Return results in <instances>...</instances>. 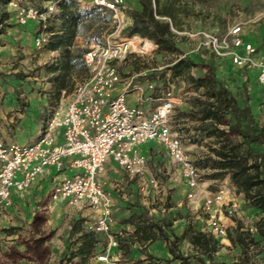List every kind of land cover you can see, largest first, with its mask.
<instances>
[{
  "label": "rangeland",
  "instance_id": "obj_1",
  "mask_svg": "<svg viewBox=\"0 0 264 264\" xmlns=\"http://www.w3.org/2000/svg\"><path fill=\"white\" fill-rule=\"evenodd\" d=\"M19 1L30 3L39 0ZM129 6L133 4L128 3L127 7ZM175 7L179 28L174 29L177 32H172L175 35V47L179 52L156 51L152 56L143 58L130 56L124 69L137 71L160 67L152 75L158 78L155 80L154 77L155 82H160L163 86L168 82L173 87L174 96L181 100L162 132L173 135L178 133L208 190L214 191L217 186L228 188L229 206H233L235 212L225 220L227 233L234 235L233 229L237 223H240L241 231H248L249 235L244 239L243 245L238 242H219L211 262L264 264V238L249 231L251 226L255 227L259 222L261 213L248 206L243 194L236 191L228 175L212 177L216 171L210 167L208 159L215 158L212 149L218 147L219 139L199 129L201 122L196 114L195 100L204 99L203 90L196 89L187 78H173L168 70L173 62L183 56L197 57L204 63L212 61L217 78L235 96L239 104L245 99L248 101L257 126L264 131V102L255 72L234 66L225 58L215 57L207 47H198L199 43L203 42L201 38L188 35L205 31L219 36L225 34L233 25L239 24L244 41L252 44L258 54H262L264 0H179ZM0 9L8 16L6 26L1 28L3 32L0 34V139L4 142L31 144L42 135L50 112L58 103V99L53 95L54 84L50 82L51 75L49 76L48 72V67L53 62L45 49L34 48V36L16 23L15 10L1 4ZM88 9H91V13L84 25L89 23L91 18H95L94 21L91 20L96 24L89 32L88 38L96 36L101 40L103 32L107 29L101 22L107 15H102L99 10L90 6ZM77 39L84 41L85 35H80ZM73 51H77V48H73ZM190 74L193 77H202L207 74V69L194 67ZM81 80L73 74L71 81L75 84ZM219 128L226 129L221 126ZM191 130L196 135L193 139L188 134ZM230 139L241 141V138L235 135H231ZM156 144L158 152L152 154L146 164L150 169L160 170L158 176L161 185L156 188L146 187V190H143L144 187L139 188L142 190L140 193H137L135 186H127V201L120 204L116 211V221L124 230L129 226L132 229L131 226L145 227L150 222L156 223L170 238V247L175 253L186 258L190 264H201L200 260L209 263L206 256L196 250L188 239L181 238L188 226L194 231L209 233L204 222L206 215L199 206L189 203L186 198L174 197V188L167 184V176L162 175V167L169 165L166 149L161 143ZM255 147L264 150L261 145ZM53 183L50 176L45 175L38 180L37 185L21 193V202L11 212L3 217L0 212V231L8 235H0L3 247L0 250V264H102L98 262L97 256L103 255L107 237L101 233L95 235L97 244L93 255L89 257L90 261L85 263L82 258L73 257L79 243L77 239L80 227L83 226L86 233H90L86 227L92 220V214L87 212V208L79 210L74 206L62 204L52 213L43 208ZM144 212L147 217H151V221L146 218ZM151 233L153 237L159 238L165 255H151L152 261L158 264H180L179 260H171V255L166 253L168 244L162 241L157 228ZM142 246L143 244L137 242L136 252L128 261L129 264H138L135 260L139 256L146 259L147 246ZM129 253L133 255L132 250H129Z\"/></svg>",
  "mask_w": 264,
  "mask_h": 264
},
{
  "label": "built area",
  "instance_id": "obj_2",
  "mask_svg": "<svg viewBox=\"0 0 264 264\" xmlns=\"http://www.w3.org/2000/svg\"><path fill=\"white\" fill-rule=\"evenodd\" d=\"M61 1L26 3L11 0L8 3L15 10L19 26L33 23L37 27L33 39L37 50L43 49L48 40L46 29L60 12ZM73 1L79 7H93L102 15H109L111 20L103 23L107 29L101 40L74 43L76 48L85 50L82 60L88 76L76 82L70 91L61 90L60 100L52 108L40 138L31 144L0 139V208L10 206L12 193L27 190L48 168L58 173L68 169L73 174L54 182L43 208L50 212L57 202L92 208L95 216L87 225V231L105 234L108 248H115L118 241L111 232L114 224L112 198L99 181L98 174L110 160L129 177L142 174L146 158L137 150L149 142H159L165 147L170 161L180 169L187 187L186 200L205 213L204 222L208 231L226 240L225 220L235 212L234 207L229 206L228 188L217 186L214 191L208 190L180 137L162 132L180 103L171 86L166 85L158 103L149 113L143 107L144 99L139 98L135 105L126 100L135 77L123 81L117 63L126 61L130 56L150 57L158 46L139 34L128 35L125 32L128 26L125 0ZM170 28L177 32L171 25ZM188 35L201 38L203 42L198 47H207L215 57L225 58L239 68L253 70L264 102V52L258 54L252 44L244 41L239 24L219 36L205 31ZM50 54L53 56L54 52L50 51ZM52 58L51 61H55L54 56ZM123 82L122 90L115 94L117 86ZM148 88L153 87L149 85ZM189 134L194 135V131ZM56 137L62 138L61 143H56ZM151 184L157 186L156 181L152 180ZM249 231L256 232V228L251 226ZM97 260L104 264H120L108 253L97 256Z\"/></svg>",
  "mask_w": 264,
  "mask_h": 264
},
{
  "label": "trees",
  "instance_id": "obj_3",
  "mask_svg": "<svg viewBox=\"0 0 264 264\" xmlns=\"http://www.w3.org/2000/svg\"><path fill=\"white\" fill-rule=\"evenodd\" d=\"M10 1L0 0V4L8 5ZM125 1L133 4L127 12L131 18V24L125 29L128 35L139 34L152 40L158 46L157 51L179 52L174 43L175 35L170 28V25L174 29L179 28L175 7L179 0ZM59 7L60 12L54 17L59 24L57 28L48 25L46 30L49 37L43 46L46 50L59 51L58 57L48 67V72L52 74L50 82L54 84L53 95L56 100H59L61 90L70 91L73 88L74 83L71 81L73 74L82 80L88 76V70L82 60L85 50L77 48V51H73L70 47L73 46L75 36L91 27L94 24L92 20H95L91 18L92 20L84 25L91 9L80 8L73 0H62ZM7 18V13L0 9V34L3 32L1 28L6 26ZM103 20L109 22L111 17L107 15ZM91 40L99 41L96 36H92L88 41ZM194 67L206 68L207 74L193 77L190 70ZM168 70L173 78H187L196 89L203 90L204 99L195 100L196 114L201 122L199 129L219 139L218 147L212 149L215 158L208 159L210 167L216 171L212 177L228 175L236 191L243 194L248 206L261 213L262 217L255 228L256 233L264 238V150L255 147L256 145L264 147V131L257 126L247 104L248 101L245 99L242 104L238 103L235 96L217 78L212 61L204 63L197 57L183 56L173 62ZM220 126L226 129H220ZM231 135L240 137L241 141H232ZM144 215L148 220H152L145 212ZM154 228H157L161 238L168 244L171 260H179L180 264H190L186 258L175 253L170 247L172 242L156 223L150 222L145 227L138 226L135 233H140L143 240H153L150 231ZM241 228L240 223H237L233 229L234 235L227 233L230 242L243 245L244 239L249 234L248 231H241ZM182 237L187 238L189 243L210 261L206 263L200 260L201 264H218L211 262L212 254L219 245V241L214 236L188 227ZM77 240L80 244L73 256L90 254L94 244L97 243L96 236L92 232L82 233ZM152 260V257L147 255L146 259L139 261L138 264H158Z\"/></svg>",
  "mask_w": 264,
  "mask_h": 264
},
{
  "label": "crops",
  "instance_id": "obj_4",
  "mask_svg": "<svg viewBox=\"0 0 264 264\" xmlns=\"http://www.w3.org/2000/svg\"><path fill=\"white\" fill-rule=\"evenodd\" d=\"M126 4L128 6V2ZM80 8H84V9L87 8L88 9L89 6H84V7H80ZM128 8L130 9V6L127 7V10H128ZM125 20H126L128 25L131 24V18L126 14H125ZM87 21H88V19L85 20V22H87ZM101 23H104V22H101ZM58 24H59V22L57 19H52L49 22V26L53 25L55 28H57ZM95 26H96V24H93L91 27L87 28L84 32L77 34L74 38L73 46L70 47V49L73 50V48H75V46H74L75 42L76 43L77 42L78 43L79 42L84 43V41H88L89 40L88 34H89V32H91V30H93V28ZM22 27H24V29H26L28 32H30L32 37L35 36L37 29L33 23H29L28 25L22 26ZM80 35H85L84 41L77 39ZM33 39H34V37H33ZM33 45H34V43H33ZM50 51L51 50H46V52L48 53V56L50 57V60L53 59L52 58L53 56H54V59H56L58 57L59 51L52 50V52H54L53 56L50 54ZM128 61L129 60L127 59L126 61H124L122 63L121 62L117 63L123 81L129 80V77H131V76L135 77L133 79L131 85H130V88H129L127 94H126V100L130 105H135L139 98L144 99L143 107L149 113L153 110V108L158 103V99L160 98L161 94L163 93L164 88L166 87V86H163L164 84L162 85L160 82H157V81L156 82L159 85L156 84L155 80H157L158 78L155 76H152L155 71L157 72L160 69V67L145 68V69H141V70L139 69L137 71H134V70L129 71V70L124 69V67ZM50 75H52V74L49 73V76ZM166 75H167V73L165 74V76ZM72 77H73V75H72ZM154 77L156 78L155 80H154ZM124 84L125 83L123 82L117 86V88L115 90V94H117L118 92H120L122 90V87ZM166 84H169V83L167 82ZM149 85H151L153 88L149 89L148 88ZM137 87H139L140 90H136ZM171 88L173 90L172 86H171ZM176 98L180 99L179 97H176ZM59 100H60V98H59ZM59 100H58V102H59ZM180 102H181V100H180ZM189 133H190V131H189ZM174 135L178 136V133H175ZM195 136H196L195 134L190 135V138L193 139ZM61 141H62L61 137H56V143H61ZM156 147H157L156 142H149V143L141 146L137 151L140 154H142L143 156H145L146 160H148L152 154L154 155L155 153L158 152ZM166 155H167L168 160H169V165H164V167H162V172H163L162 175L167 176L166 182H167V184H169L170 187L174 188V197L176 199H180L183 197L186 198L185 196L187 193V187L185 186L184 180L181 177L180 169L177 165H175L174 163H172L170 161L167 152H166ZM120 169H121V167H119L115 162L110 160L104 165L102 171L98 174L99 181L102 183L104 189L110 193L111 198H112V205H113L112 210H113V215H114V224L112 226L111 232H113L114 236H116L117 241H118L117 247L108 248V240H107V242L105 244V248H103L104 253L106 251V253H108L109 256H111L113 260L118 261L120 264H129L128 261L131 260L132 256H134V254H135L134 252H136L135 249H136L137 242H140L141 244H143L142 247L147 246V252H148L147 254L149 256H151V255H153V256L154 255H157V256L161 255L162 257L165 256L164 255V248L162 247V243L158 240L159 238L154 237L153 240H151V239L143 240L142 235L140 233L139 234L135 233L136 227L131 226L132 229H130V226L126 227V228H128L127 229L128 231H127V230L122 229V226L118 225V222L116 221V219H118V215L116 214V211L120 208V204H123L125 201H127V193H126L125 188H127V186H129L130 188L135 186V188H137V193H140L141 189L139 190V188L143 189V187H144L143 190H146V187L156 188L157 186H160L161 180H160V177L158 176V172H160V170L159 169H150L149 166L146 164L145 169H144L142 174L134 176V177H129L122 169L121 170ZM72 174H73V172L68 170V169L64 170L61 173H58L55 169L48 168L41 176L37 177V179L32 183V185L30 187L37 185L38 180L40 178L44 177L45 175H49L50 178L53 180V182H56L57 180L61 179L62 177H66V176L68 177V176H71ZM152 180L157 182L156 187L152 186V184H151ZM21 193H23V192H21ZM21 193H12L11 205L8 207L0 208V212H1L2 217L4 216V214L11 212V210H13L16 207V205L21 202V197H20ZM62 204L69 205L66 202L54 203L52 210L48 213H52V212L56 211L58 206H60ZM71 206H73V205H71ZM74 207L78 208L79 210L82 208H87L88 209L87 212L92 214V220H93L95 213H94V210L92 208H90L88 206H74ZM197 218H199V217L197 216ZM82 233H86L83 226L80 227V229L78 230V235L80 236ZM94 234L96 235L98 233H94ZM150 234H152L151 231H150ZM183 234H184V232L181 234V238H185V237H182ZM210 234L212 236H214L212 233H210ZM0 235L8 236L3 231L2 232L0 231ZM167 237H168V235H167ZM176 238L179 239L178 237H176ZM215 238L219 242L229 243L228 238H226V240L221 239L217 236ZM168 239L170 241L169 237H168ZM162 241L166 244V241H164L163 239H162ZM79 244L80 243H78V245ZM96 244H94L90 254H87L84 256H81V255H77V256L82 258L83 259L82 261L87 263L88 261L91 260V258H89V257L91 255H93V253L96 249ZM1 246L2 245L0 243V250L3 249V247H1ZM139 249H140V247H139ZM129 250L133 251V255L129 253ZM104 253H103V255H104ZM166 253L169 254V249H167V248H166ZM73 255H74V253H73ZM73 257H76V256H73ZM143 258L144 257L139 256L138 259L135 260V262L142 261ZM102 264H104V263H102Z\"/></svg>",
  "mask_w": 264,
  "mask_h": 264
}]
</instances>
